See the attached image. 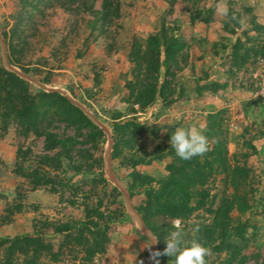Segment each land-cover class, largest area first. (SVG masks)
<instances>
[{
  "label": "rangeland",
  "instance_id": "1",
  "mask_svg": "<svg viewBox=\"0 0 264 264\" xmlns=\"http://www.w3.org/2000/svg\"><path fill=\"white\" fill-rule=\"evenodd\" d=\"M103 1H94L95 11L102 9ZM109 1L110 17L96 29H91L89 24L94 15L85 11L76 13L59 7L48 8L43 15L30 11L32 20L23 27L28 45L21 57L23 66L31 70L28 76L32 81L26 80L30 92L36 93L41 88L47 92H51L49 89L62 91L82 104L111 135L115 123L132 121L144 126L142 133L127 135L130 142L121 144L115 160L111 157L112 173L128 194L131 190V203L137 213L136 208L144 203V189L148 184L140 186L141 181H135L133 170L150 176L154 180L151 186L158 188L159 180L167 174L165 164L171 158L149 164V157L171 146V134L176 128L196 126L204 133L207 116L219 114L227 141L230 173L214 167L212 175L194 187L195 193L209 192L204 208L195 210L187 218L153 216L150 220L158 236L147 229L152 234L155 252H163L164 239L176 230L173 224L177 220L185 240L196 238L203 244L207 242L204 228L213 222V215L207 209L217 208L223 198L246 194L245 201L251 209L242 214L234 208L229 214L231 226L239 221L248 226L246 245L240 255L245 258L244 264H264V99L258 92L264 82V63H261L264 60V0ZM20 8V0H0L2 33L13 26ZM220 9H226L227 15ZM240 19L244 26L239 23ZM162 24L169 35L184 44L178 55L179 66L171 69L174 77L165 76L161 67L156 84L159 88L164 79L169 81L174 89L173 101L157 98L140 110L127 100L129 92L125 84L133 77L130 49L134 42L144 45L148 36L159 32ZM163 52L161 49L160 61L164 60ZM244 53L248 55L246 61L240 67L233 66L234 54ZM0 65L7 69L1 46ZM46 79L49 83H42ZM211 84L220 87L214 92L209 90ZM57 126L59 129L53 132L74 134L63 124ZM113 144L114 141L109 145L105 133L98 150L89 144L78 146L94 158H101L100 165H95L87 174L84 170L91 161H83L82 172L74 175L64 160L62 168L51 173L72 188L65 191L58 186L59 193H52L50 186L33 188L18 168L22 163L18 150L30 149L27 156L33 160L46 154L43 137H24L14 123L5 126L0 116V238L39 234L43 245H50L43 251L41 264H152V243L131 219L122 192L106 176L104 154L110 148L111 155ZM209 147H212L211 141ZM236 168L247 171V177L242 181L237 176V188H234L231 172ZM101 178L105 182H100ZM70 200L76 204L70 205ZM19 204L22 209L17 212ZM86 207L98 208L104 215L103 221L112 218L107 223L105 249L90 260L84 247L63 245L66 239L62 234H54L50 225L84 220ZM206 247L211 249L207 264L226 263V251L217 253L212 246ZM158 259L160 264L171 263L166 255ZM16 264H21V260Z\"/></svg>",
  "mask_w": 264,
  "mask_h": 264
},
{
  "label": "trees",
  "instance_id": "2",
  "mask_svg": "<svg viewBox=\"0 0 264 264\" xmlns=\"http://www.w3.org/2000/svg\"><path fill=\"white\" fill-rule=\"evenodd\" d=\"M20 1L21 8L15 17L13 26L2 35L9 64L19 68L26 75L30 74L31 70L23 66L21 57L28 45L23 27L32 20L33 13L30 11H36L38 15H43L45 10L54 7L76 13L85 11L94 15V20L89 22L91 29L102 27L103 22L105 23L106 19L110 17L111 3L109 0L103 1L100 11H95L93 8L96 0ZM183 48L184 44L169 35L164 24L159 32L148 36L144 45L138 42L132 44L129 60L133 64V77L125 84L129 92L127 100L129 103L132 102L131 105H137L140 110H143L153 104L157 98L165 102L173 101L174 89H171L170 82L164 79L159 88L156 84L161 67H164L165 76L174 77L171 69L179 66L178 55ZM161 49L164 51V60L162 61H160ZM246 53L241 56L234 54L233 66L240 67L247 59ZM42 83L47 84L49 80L46 79ZM218 87H220L218 84H211L209 90L215 92ZM0 116L5 122V126L10 122L14 123L19 127L20 134L24 137L35 135L44 139L43 151L46 154L38 156L37 160L28 159L27 155L31 153L30 149L18 150V156L22 159L21 165L18 166L19 173L30 180L33 188L50 186L52 193H59L57 188L59 186L65 191H69L72 188L69 186L70 184L63 183L51 173L60 170L64 160L69 163L74 175L82 172L83 161H91V164L84 170V173L87 174L93 170L95 165L101 163V158H94L87 150L78 148V146L89 144L91 148L98 150L99 145L105 140V133L101 128L95 125L81 109L72 104L66 96L59 92H47L42 88L36 93H31L28 81L5 69L2 65H0ZM206 121L208 124L204 134L212 142V147H209V151L204 155L183 160L170 146L160 149L154 153V156L149 157L147 162L149 164L165 162L168 161L167 158H171L165 164L167 174L159 180L158 188L151 186L150 182L154 180L150 176L136 173L133 170L135 181H141L140 186L148 184L144 189V203L136 209L147 228L155 236L158 234L150 220L153 216L159 215L171 219L187 218L195 210L204 208L209 196V192L206 190L195 193L194 187L202 185L212 175L214 167L220 168L226 174L230 173L227 165V141L221 130L222 119L219 114H213L207 116ZM58 124H63L66 130H73L74 134L53 132L52 130L59 129ZM143 131L144 126L136 122L115 123L112 131L114 141L112 160L119 156L121 144L130 142L126 138L127 135L134 136ZM82 138L84 140H80ZM52 152L54 154L50 155L49 153ZM137 161H134V165ZM231 173L233 175L231 183L234 188H237L235 181L237 176L241 180L247 177V171L240 168H236ZM100 182H105V179L101 178ZM112 190L119 194L117 188L113 187ZM129 194L130 197L133 196L131 190ZM245 199L246 194L244 196L233 195L231 198H223L217 208L207 209L213 215V222L204 228L203 236L207 238V242H203V244L212 246V249L217 253L226 251L228 258L225 264L245 263V258L240 255L246 245L248 226L240 221L236 226H231L229 216L234 208L242 214L251 209ZM69 203L72 206L76 204L74 200H70ZM21 209V204L16 206L17 212H20ZM103 219L104 215L98 208L86 207L84 220L60 224L50 223V225L53 226L54 234H62L66 239L63 245L84 247L87 259L90 260L96 253L103 252L108 242L109 227L107 223L112 221V218L105 221ZM101 223L103 224L101 225ZM43 244V238L39 234L0 238V264H16L19 259L21 264H41L43 251L50 248V245L48 247ZM51 256L54 260L58 257L56 254ZM170 264H172V260Z\"/></svg>",
  "mask_w": 264,
  "mask_h": 264
},
{
  "label": "clouds",
  "instance_id": "3",
  "mask_svg": "<svg viewBox=\"0 0 264 264\" xmlns=\"http://www.w3.org/2000/svg\"><path fill=\"white\" fill-rule=\"evenodd\" d=\"M220 11L223 15H227L226 9H220ZM232 19L237 20V17L233 16ZM239 23L244 26L242 19L239 20ZM261 63H264V60H261ZM170 144L176 155L183 160H190L198 155L202 156L209 151L208 137L202 129H198L196 126L176 128L171 134ZM173 227L176 230L171 231L164 239L166 247L163 252L152 253L155 264H160L158 257L164 255L171 258L172 264H207L206 257L211 255V249L196 238L185 240L180 230L179 220L173 224ZM198 230L196 229V231Z\"/></svg>",
  "mask_w": 264,
  "mask_h": 264
},
{
  "label": "water",
  "instance_id": "4",
  "mask_svg": "<svg viewBox=\"0 0 264 264\" xmlns=\"http://www.w3.org/2000/svg\"><path fill=\"white\" fill-rule=\"evenodd\" d=\"M0 46H1V50H2V58H3L4 66L9 71L14 72L15 74H17L21 78H23L25 80H28V81H32V79L28 75H26L24 72H22L21 70L16 69L15 67H13V66H11L9 64L8 58H7V53H6V47H5V44H4V39H3V36H2V32L1 31H0ZM49 91H51V92H59L60 94L66 96L70 100V102L72 104H74L76 107H78L79 109H81L84 112V114L95 125H97L99 128H101L107 134L108 139H109V145L110 146L112 145V142H113L112 135L111 134H108V132L105 129V127L102 126V124L92 114H90L88 112V110L82 104L76 102L75 100L71 99L67 95L63 94L62 91H60L58 89H49ZM109 149L110 148L106 149L105 154H104V167H105L106 176L122 192L131 219L140 228L141 232L150 240V242L152 243V246H153V252H155L156 248H155V245H154V240L152 238L151 232L147 229V227L145 226L144 222L142 221V219L139 217L138 213L134 209V207H133V205L131 203V198H130V196L128 194V191L123 186V184H121L116 179V177L112 173V170H111V155H110ZM152 264H155V261L153 259H152Z\"/></svg>",
  "mask_w": 264,
  "mask_h": 264
},
{
  "label": "built area",
  "instance_id": "5",
  "mask_svg": "<svg viewBox=\"0 0 264 264\" xmlns=\"http://www.w3.org/2000/svg\"><path fill=\"white\" fill-rule=\"evenodd\" d=\"M258 92H259L260 96H262L264 99V82L260 84Z\"/></svg>",
  "mask_w": 264,
  "mask_h": 264
}]
</instances>
